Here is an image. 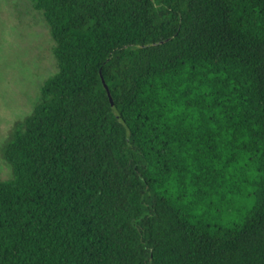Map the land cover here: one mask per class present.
<instances>
[{"label":"trees","instance_id":"16d2710c","mask_svg":"<svg viewBox=\"0 0 264 264\" xmlns=\"http://www.w3.org/2000/svg\"><path fill=\"white\" fill-rule=\"evenodd\" d=\"M30 2L57 72L3 147L0 264H264V0Z\"/></svg>","mask_w":264,"mask_h":264},{"label":"rangeland","instance_id":"374dc122","mask_svg":"<svg viewBox=\"0 0 264 264\" xmlns=\"http://www.w3.org/2000/svg\"><path fill=\"white\" fill-rule=\"evenodd\" d=\"M54 42L30 0H0V179H11L3 147L29 116L46 80L57 72Z\"/></svg>","mask_w":264,"mask_h":264},{"label":"water","instance_id":"95a60500","mask_svg":"<svg viewBox=\"0 0 264 264\" xmlns=\"http://www.w3.org/2000/svg\"><path fill=\"white\" fill-rule=\"evenodd\" d=\"M101 82H102V84H103L104 89H105L106 92H107V95H108V98H109L111 104L113 105L111 94H110V92H109V89H108V87H107V85H106V83H105V81H104L102 75H101Z\"/></svg>","mask_w":264,"mask_h":264}]
</instances>
